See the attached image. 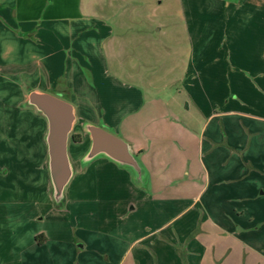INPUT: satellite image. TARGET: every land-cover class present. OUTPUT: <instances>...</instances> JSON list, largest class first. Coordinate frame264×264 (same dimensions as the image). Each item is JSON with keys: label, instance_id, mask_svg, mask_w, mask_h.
Masks as SVG:
<instances>
[{"label": "rangeland", "instance_id": "1", "mask_svg": "<svg viewBox=\"0 0 264 264\" xmlns=\"http://www.w3.org/2000/svg\"><path fill=\"white\" fill-rule=\"evenodd\" d=\"M235 1L81 0L83 19L72 20L68 27L61 23L53 25L60 33L67 27L68 33L75 34V37L72 35L73 41L79 39L76 42L79 50L74 48L71 52V48V53H68L70 58L68 76L71 82L69 85L63 84L67 91L51 89L43 84L36 85L44 72L33 71L32 65H28L30 62L28 57L24 61L22 71L8 70L0 77V163L2 162L0 210L6 204L14 206L22 200L39 203V207L42 206V214L46 215L44 222L48 229L50 228L52 232L60 231L66 237L68 231L76 232L87 245L85 254L76 256L74 255L76 247H70L67 258L72 259L74 256L76 258L72 260V264L117 263L125 250L132 245L133 237L136 235L131 229L138 225L136 222L139 219L135 220L129 214L132 207L145 203V192L126 186L127 176L119 169L104 168L100 162H96L91 165L86 175H78L66 191L72 204L69 216H56L50 212L46 214V177L40 161L44 152L40 136L45 130L46 120L32 106L25 103L27 94L32 89L46 91L68 101L77 110L80 119L76 121L72 136L80 135L84 141L77 145L71 143L69 151L75 159L89 149L90 139L84 130L86 121L105 128L126 142H132L131 140L140 137L141 116L139 122L129 131L126 130V124L122 128L120 126L112 128L104 121L106 112L102 103L107 102L106 100L114 93H111V90L104 91L103 85L110 87L119 84L125 91L135 85L144 91L148 101L160 98L164 102H171L169 96L173 94L178 96L179 91L182 92L190 82V79L187 81L184 79L186 73L192 70L191 58H194L195 66H198L200 73L210 71L219 76L214 81L213 89L217 90L219 85H222L236 98L239 93H249L253 100H249L251 102L246 108L256 113L260 108L254 106L253 101L264 98V94L251 89V84L245 79L243 83L239 80L235 82V78L243 79L247 74L241 65L245 61L255 62L252 68L253 75L261 69L260 65L264 60V0H243L240 5L241 0H238V3ZM234 9L237 12L228 15L229 10ZM21 36L26 40L32 39L31 34L27 32ZM80 50L87 56L81 55ZM226 76L229 80L225 83L218 81ZM178 99L186 101L185 96ZM28 129L35 135L31 147L36 154L34 160L29 161L30 165L23 167L9 156L13 151L12 143L17 142L21 147V144L27 141L18 139L17 135L20 131L27 132ZM263 141L262 138L260 148L256 143L252 146V153L249 152L251 157L252 154H256L254 150L264 153ZM20 153L24 154L25 150H20ZM246 162H249L247 166L250 174L258 170L261 178L260 172L263 170L255 166L252 168L250 160ZM224 166H227L228 171L231 170V162H224ZM173 169L171 177L178 180V185L167 191L155 189V194L182 198L196 196L201 192L205 174L202 167L198 164L194 167L201 180L197 183L183 177L185 167L181 164L175 165ZM248 178L244 176L232 181L234 183L225 182L220 193L207 191L202 199L213 200L217 197L220 202H230L234 205L236 193H233V188L237 189L241 184H247ZM96 180L100 182L98 186L95 184ZM109 184L110 187H106ZM23 191L25 198L19 196ZM262 192L264 190L260 188L256 196L260 208L264 206ZM77 199L81 200L78 204ZM128 200L132 201L130 206L127 204ZM176 208L177 215L183 208L181 205H177ZM139 211L138 209L136 213ZM202 211L199 205L194 211L185 212L176 218L169 228L179 227L186 217L192 214L198 216ZM131 213L135 214L133 211ZM10 220H3L4 225L0 224V264H14L8 262L6 255L8 248L12 249L13 244L10 239L13 237L9 228ZM199 224H196V227ZM259 229L261 230L255 233L256 247H264V223ZM198 235L199 232L191 237L197 238ZM209 241L215 242L214 239ZM227 243H229L227 240L218 242L220 246L223 244V247ZM60 245L54 240L45 245L39 253L43 257L41 263L46 260L44 264H58L57 253ZM191 246L195 247L193 244ZM107 254L111 255L109 263L106 261ZM181 258L185 260L184 255ZM63 259L65 262V256ZM37 263L38 260H35L32 264Z\"/></svg>", "mask_w": 264, "mask_h": 264}, {"label": "crops", "instance_id": "2", "mask_svg": "<svg viewBox=\"0 0 264 264\" xmlns=\"http://www.w3.org/2000/svg\"><path fill=\"white\" fill-rule=\"evenodd\" d=\"M242 2L243 0L239 5ZM235 3H238V0ZM237 10H229L228 15L236 13ZM83 18L81 0H0V77L8 70L22 71L24 61L28 57L30 58L28 65H32L33 71L44 72L36 85L43 84L51 89L67 91L64 86L71 82L68 76L70 72L68 53L77 48L76 42L79 39L73 41L74 33H68L66 28L72 20ZM60 23L67 25L61 30L62 33L53 26ZM26 32L31 34L32 39L26 40L21 36ZM81 52V55L87 56L83 51ZM191 59L192 70L186 73L184 79L186 81L190 79V82L182 92L179 91L178 96L175 94L169 96L171 102H164L160 98H152L148 101L144 91L135 85L127 88L126 91L119 84L102 86L104 91L111 90V93L116 94L114 98V94L110 98L108 96L107 102L102 103L106 112L104 121L110 127L122 128L126 124V130L129 131L139 122V117H142L140 137L127 143L148 173L146 186L133 182V173L130 169L122 168L104 157L96 159L87 166L82 165L81 160L89 149L77 159L70 155L77 164L72 182L78 175H86L91 165L100 162L99 164L104 168L111 170L117 168L122 171L127 176L126 186L145 192V203L132 207L135 214H132V211L129 214L131 218L139 219L136 222L138 225L131 229L136 233L132 245L115 264H171V262L174 264H264V247H256L255 240V233L261 230L259 226L264 223V206L260 208L256 197L260 188L264 190V153L254 150L256 154H252L253 157L249 155V152L252 153V146L256 143L260 148V140L264 139V98L253 101L254 106L260 108L256 113L248 110L246 107L251 102L249 100H253L249 93H239L242 96L238 94L236 98L222 85H219L222 86L221 89L219 86L217 90L213 89L214 81L219 76H215L210 71L200 73L198 66H195L194 58ZM254 63L252 60L243 62L241 65L247 74L243 79L235 78V82L239 80L244 83L245 79L251 84V89L264 94V60L260 65L261 69L255 75L252 74ZM227 80H229L227 76L218 79L224 83ZM181 96H185V102L178 99ZM46 128L47 125L40 136L44 149L40 161L46 177L45 213L67 217L72 209L68 192L67 209L60 212L53 210L54 202L49 192V171L46 168L47 147L43 141ZM34 136L29 129L27 132L20 131L17 135L18 139L27 141L23 142L21 147L17 142L12 143L14 153L12 151L10 156H7L15 163H21L23 167L29 166V161L34 160L36 154L31 147ZM83 141L81 138L79 143ZM20 150H25V153H20ZM244 158L246 161L250 160L252 168L255 166L263 170L260 172L261 178L258 170L250 174L247 166L249 162L244 161ZM227 161L231 162L229 171L227 166L223 167L224 162ZM179 164L185 167L183 177L195 183L201 181L199 173L195 172V164L203 168L205 174L201 192L196 196L182 198L162 197L159 193L155 194V189L167 191L178 185V180L171 175L175 165ZM244 176L249 177L246 180L247 184H241L237 189L233 188V193H236L234 205L230 202H220L217 197L203 201L202 196L207 191L220 193L225 182L234 183L232 181ZM99 183V180H96L97 186ZM106 187H110V184ZM19 196L26 197L24 191ZM80 202L81 200L76 201L77 204ZM131 202L128 200V206ZM39 205L22 200L14 206L6 204L0 210L1 225H4L3 220L11 219L9 228L13 235L10 238L13 244H11L12 249L8 248L6 253L8 262L32 264L38 260L37 264H40L43 257L39 253L45 245L54 240L61 244L58 247L59 262L57 263L72 264L76 255L85 254L87 245L78 234L76 235V232L70 230L66 237L60 231L52 232L50 228L48 229L44 222L46 215L42 214V206ZM177 205H181L183 209L176 215ZM199 205L203 210L202 213H198V216L192 214L186 217L177 228H169L176 218L185 212L194 211ZM138 209L140 211L136 213ZM196 224L199 226L196 227ZM197 232H199L197 238L191 237ZM39 236H41L40 240H38ZM199 236L201 238H198ZM209 239H214L215 242L212 243ZM226 240L229 243L224 246L225 248L223 244L221 246L218 244ZM192 244L195 247L192 248ZM71 246L76 247L75 256L68 259ZM180 255H184L185 260ZM110 256V254L106 255L107 263L110 262ZM45 262L46 260L41 264Z\"/></svg>", "mask_w": 264, "mask_h": 264}, {"label": "water", "instance_id": "3", "mask_svg": "<svg viewBox=\"0 0 264 264\" xmlns=\"http://www.w3.org/2000/svg\"><path fill=\"white\" fill-rule=\"evenodd\" d=\"M25 103L45 117L46 132L43 141L47 147L46 168L50 182V195L54 202V211H64L68 207V188L77 171V164L72 160L69 144L70 137L78 118L77 110L62 98L42 90H30ZM84 130L90 139V148L83 156L82 165H89L104 157L122 168L130 169L133 182L146 186L147 171L129 143L105 128L86 122Z\"/></svg>", "mask_w": 264, "mask_h": 264}, {"label": "trees", "instance_id": "4", "mask_svg": "<svg viewBox=\"0 0 264 264\" xmlns=\"http://www.w3.org/2000/svg\"><path fill=\"white\" fill-rule=\"evenodd\" d=\"M74 141L79 142L81 140V136L80 135H74L73 137ZM41 236L38 237V240H40Z\"/></svg>", "mask_w": 264, "mask_h": 264}, {"label": "flooded vegetation", "instance_id": "5", "mask_svg": "<svg viewBox=\"0 0 264 264\" xmlns=\"http://www.w3.org/2000/svg\"><path fill=\"white\" fill-rule=\"evenodd\" d=\"M74 135H75V134H74ZM74 135H73L72 137H70V144H69V147H70V145H71L72 142H75V143H79V142H81V140H80L79 142L74 141V139H73Z\"/></svg>", "mask_w": 264, "mask_h": 264}]
</instances>
